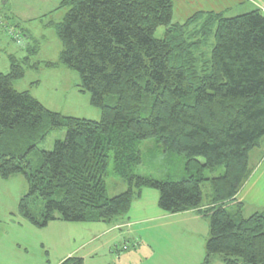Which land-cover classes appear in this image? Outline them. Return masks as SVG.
I'll use <instances>...</instances> for the list:
<instances>
[{"label": "trees", "instance_id": "16d2710c", "mask_svg": "<svg viewBox=\"0 0 264 264\" xmlns=\"http://www.w3.org/2000/svg\"><path fill=\"white\" fill-rule=\"evenodd\" d=\"M57 9H67L60 23L49 24L61 51L43 66L77 73V89L90 95L100 119L62 116L14 89L38 65L29 64L37 42L23 60L10 56L8 73L0 74V177H24L20 216L35 228L109 222L128 213L134 194L154 189L162 212L198 210L208 220L204 264L212 256L223 264H264V209L244 218L236 200L252 173L249 154L264 137V14L198 13L173 23V0H60ZM160 27L164 36L156 39ZM60 129L65 139L40 151L33 165L30 155ZM148 140L183 156L188 177L136 175L140 144ZM110 162L127 185L112 198ZM203 183L210 185L206 196ZM38 200L43 209L36 214L30 206ZM60 264L84 262L72 256Z\"/></svg>", "mask_w": 264, "mask_h": 264}, {"label": "rangeland", "instance_id": "374dc122", "mask_svg": "<svg viewBox=\"0 0 264 264\" xmlns=\"http://www.w3.org/2000/svg\"><path fill=\"white\" fill-rule=\"evenodd\" d=\"M9 1V2H8ZM7 4H2L0 0V74H6L9 71V58L14 56L18 59L26 55L25 42L32 46L34 41L39 45V53L37 56H32L30 65H37L35 69H26L24 79L19 81L16 85V91H28L29 94L37 101L43 103L47 109L57 112L65 117H73L79 119H88L99 121L100 111L90 104V95L88 93H81L77 89L79 85V76L77 73L69 71L64 67L58 69H47L43 63L58 61L61 45L56 37L55 29L49 24H58L62 21L67 9H60L59 12H52L59 5V0H31L30 4H19L14 0H8ZM58 1V4H57ZM261 2L264 0H260ZM14 11L15 17H28L31 19L26 22H19L15 17L7 16L4 20L6 11L4 8ZM241 12H234V14H227L226 17H232ZM173 19V23H174ZM10 30L20 34L23 45L19 46L10 36ZM28 31L33 37L23 38ZM165 28L160 27L156 33V39H162ZM213 39L208 41L207 49H203L206 54L210 53L213 46ZM111 101V98H110ZM65 139V131L55 130L51 132L44 142H42L38 149L30 155V161L33 165L39 161L40 151H51L56 141H63ZM141 164L135 171V174L141 177L152 178L157 181H180L187 178L185 171V158L181 155L165 151L161 146L157 145L153 140L144 141L140 144ZM113 165L110 162L108 168V177L105 178L107 194L109 198L115 197L127 190L125 181L112 175ZM222 173L218 170L215 173L205 172L208 178L217 177ZM203 195L210 193L209 183H203L201 186ZM143 196V203L148 210L155 209L159 198V192L154 189H145ZM147 192V193H145ZM27 193V183L23 176L13 175L9 178L3 179L0 177V264H56L64 253L78 250V248L87 243L90 238L86 235L75 233L73 230H58V223L62 221H54L49 223L44 228H35L30 225L18 212V203ZM206 198H204V202ZM134 204L132 212H137ZM33 213H39L43 209V203L38 200L30 206ZM157 208V207H156ZM158 210V209H157ZM250 210L246 209L245 215ZM57 217V214H56ZM205 220L206 230H208V220ZM138 225V224H137ZM145 227V223L142 224ZM152 225V224H151ZM78 226V225H70ZM111 227V226H110ZM108 227V228H110ZM69 228V227H67ZM76 228V227H72ZM141 226L134 225L133 233L137 235L135 238H144L152 236L146 230L141 233ZM127 229L114 230L108 235V240L114 237L115 249L120 250L124 245L130 246V241L127 240L129 236H119L121 232H126ZM190 231V230H189ZM166 231H164L165 233ZM193 235L195 230L189 232ZM197 238H185L181 232L177 235V240L182 243V248H190L192 251L201 250L202 255H205V241L208 235L204 237L203 232H197ZM126 235V234H125ZM145 235V236H144ZM174 234H170V238L157 240L160 247H168L173 241ZM62 239L59 241V239ZM205 239V241H204ZM102 242H107L101 239ZM99 242V241H98ZM96 242L95 244H97ZM66 243L67 247H63ZM167 243V245L165 244ZM112 247V246H111ZM114 247V246H113ZM154 247V246H152ZM156 249V248H154ZM157 250V249H156ZM89 248L84 246L80 252L73 256L82 258L86 257L88 260ZM126 252V251H119ZM215 258H219L216 256ZM90 263V261L88 262Z\"/></svg>", "mask_w": 264, "mask_h": 264}, {"label": "crops", "instance_id": "0c3cea01", "mask_svg": "<svg viewBox=\"0 0 264 264\" xmlns=\"http://www.w3.org/2000/svg\"><path fill=\"white\" fill-rule=\"evenodd\" d=\"M7 1L8 0H3L2 4H7ZM14 1L22 5L30 4L32 2L31 0ZM263 5L264 1L261 2L260 0H173V19L175 20L174 23H183L198 13H222L224 14V16L227 14H234V12H241V14H245L256 9L260 10V7H262ZM57 8L58 7L52 10L51 13L59 12L58 10L60 9ZM3 10L6 11L5 16H3L4 20L7 19V16L12 15V17H15L14 11L12 12L6 7ZM241 14H237L235 16ZM15 18L18 20L17 25H19V22H26L31 20L28 19V17L20 16ZM0 22H2V19H0ZM23 38H30V40L32 41L34 40L31 36V33H29L28 31H26ZM28 46L30 45H27V43L25 42L24 49ZM39 51L40 50L38 45V53ZM25 57L26 55H23V58L20 59L16 57L15 58L21 61ZM19 81L14 82V85L19 83ZM13 87L16 90V87ZM41 104L46 108L43 103ZM249 165L252 168V173L236 196V200L242 204V216L244 218H247L256 212H261L264 209V137L260 140L259 146L250 152ZM143 191H145V189L137 192L138 194H134L132 204L128 213L115 217L109 222H54L58 223V230H73L75 233L86 235L87 237L83 240L90 238L87 243L81 245L78 250L70 252L66 251L63 257H61L56 264H60L66 258L72 257L75 253L80 252L84 246H87V248H89L87 258L92 264H204L206 255H202L201 250L199 252L192 251L190 248H182V243L177 240V235L179 234V232H181L185 238H188L189 235L190 237H194L193 239H195L198 236L197 232L202 231L204 237L207 236L209 234V231L206 230L205 224L203 223L205 221L203 219L206 218L199 215L197 213L198 210H192L189 212L174 215L166 214L158 208V201L155 209L148 210L142 202L144 196ZM134 204L137 205V212L133 213L132 209ZM206 207L207 204L204 203V206H202V208H200L199 210L203 211L204 209H206ZM246 209L250 210L247 215H245L244 212ZM144 223L146 224L145 227L142 225ZM73 224L78 226H70ZM134 225L141 226V233H144V231L147 229L148 231H146L152 236H146L140 239L135 238L137 235L133 233L132 229ZM121 229L127 230L125 233L121 232L119 236H129L127 240L131 242L130 246H127L128 249L124 253L119 252L120 250L118 249H115L116 246L114 244L116 241L114 237L107 241L109 237L108 235H110L114 230ZM189 230H195L196 233L191 235L189 233ZM164 231L166 232L164 233ZM170 234H174L172 237L174 238V241L168 247H160V244L157 243V240L160 239L164 241L165 239L170 238ZM102 238L107 242L100 241ZM61 240L62 239L60 238L59 241ZM96 242L98 243L95 244ZM165 244L167 245V243ZM63 247H67L66 243H63ZM154 248H156L157 250ZM81 257L84 264H88L89 261L86 263V257ZM215 257L216 256L209 257V264H223L220 257Z\"/></svg>", "mask_w": 264, "mask_h": 264}, {"label": "built area", "instance_id": "2783aa9c", "mask_svg": "<svg viewBox=\"0 0 264 264\" xmlns=\"http://www.w3.org/2000/svg\"><path fill=\"white\" fill-rule=\"evenodd\" d=\"M260 11L264 14V5L262 7H260ZM9 32H10L11 38L16 42V44L19 46H22L23 42H22L20 34L17 32H14L12 30H10ZM127 249H128V247L126 245H124L120 250L126 251Z\"/></svg>", "mask_w": 264, "mask_h": 264}]
</instances>
